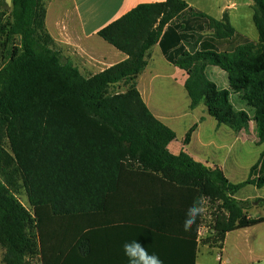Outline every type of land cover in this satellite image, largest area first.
Segmentation results:
<instances>
[{
    "label": "trees",
    "instance_id": "trees-1",
    "mask_svg": "<svg viewBox=\"0 0 264 264\" xmlns=\"http://www.w3.org/2000/svg\"><path fill=\"white\" fill-rule=\"evenodd\" d=\"M252 1L257 42L237 33L226 14L216 20L183 0L140 4L97 34L127 59L85 78L52 49L43 0H12L7 19L0 14L2 264H128L124 243L142 244L146 234L151 251L164 249L162 229L130 224L121 238L112 236L118 227L96 221L133 182L185 189L193 202L203 196L218 203L208 238L214 244L230 231L264 222V216L247 219L246 204L234 198L247 185L264 186V149L246 181L231 184L219 169L185 152L171 154L167 145L174 132L151 114L136 89L147 52L158 45L165 60L186 73L191 109L202 104L217 124L235 133L253 124L257 145L264 147V0ZM208 67L226 74V88L208 79ZM118 85L124 91L111 92ZM234 98L249 111L236 109ZM195 128L185 134L184 145ZM21 189L31 212L15 197ZM130 204L136 208L135 201ZM146 206L158 214L173 211L161 201ZM202 223L203 215L194 224L190 264Z\"/></svg>",
    "mask_w": 264,
    "mask_h": 264
},
{
    "label": "crops",
    "instance_id": "crops-1",
    "mask_svg": "<svg viewBox=\"0 0 264 264\" xmlns=\"http://www.w3.org/2000/svg\"><path fill=\"white\" fill-rule=\"evenodd\" d=\"M164 1L43 0L44 24L64 62L71 63L81 76L89 78L127 59L125 54L103 41L97 35L98 32L140 4ZM183 1L216 20H221L226 14L237 33L253 42L258 41V33L252 22V0ZM207 71L215 73L217 77L221 76L214 67H208ZM186 78V73L169 64L158 45H154L147 52L146 66L136 80V89L151 114L175 134V139L167 145V150L173 155L185 152L206 168L219 169L231 184L246 181L250 168L258 162L264 149L263 147L258 158L248 165L246 149L248 140L245 133L251 128V124L247 131L235 133L228 127L217 124L202 104L191 109L184 88ZM122 87L121 85L120 88ZM222 87H227V80L223 81ZM166 91H176L183 99V107L179 106L173 95L165 98L156 97L157 94ZM196 111H199V116L187 120ZM194 125L196 128L190 141L184 145L185 134ZM245 187L256 188L252 185ZM245 187L239 190L234 198L246 204L248 198L242 193ZM189 194L185 189H173L166 185L129 183L122 187L120 195L112 197L110 210L97 217L96 221L99 223L103 220L106 222L105 225L112 224L113 227H118L114 229L117 233L112 236L121 238H127L125 232H128L126 230L130 224L138 225L144 230H153L155 233H158L156 228L162 229L159 233L165 243L164 249L151 251L153 240L147 234L141 237L142 245L147 250L150 249L149 253L160 254L163 250L164 254L161 257L163 264H190L194 225L191 231L186 232L183 229L186 210L193 203ZM133 201L136 202V208L130 207ZM155 201L164 202L168 209L173 211L155 213L152 208L146 206V203ZM244 211L247 219L258 218L247 215L248 207ZM131 212L136 213L134 215ZM196 229L195 264H202L201 248L217 250V258L221 264H261L264 261V222L226 233L223 241L218 243L219 246L208 240L214 233L212 228L209 227L207 231L203 225L198 224Z\"/></svg>",
    "mask_w": 264,
    "mask_h": 264
},
{
    "label": "rangeland",
    "instance_id": "rangeland-1",
    "mask_svg": "<svg viewBox=\"0 0 264 264\" xmlns=\"http://www.w3.org/2000/svg\"><path fill=\"white\" fill-rule=\"evenodd\" d=\"M11 7H8L7 5H5L4 0H0V14H5V16L3 17V20L7 19V13L10 11ZM0 42H2V38H0ZM12 43L10 42V45ZM52 49H54L55 51H57L55 49V45L53 43V45L51 46ZM1 50V48H0ZM58 52V51H57ZM61 61L64 62L63 57L61 56ZM2 58H0V64L2 63ZM216 71H218L219 73H221L218 77L217 75L214 73H211V71H207L206 75L207 77L214 82L218 87H222L223 81L226 82V74L222 71H220L218 68H215ZM121 85L115 86L111 92H122L124 90V87L120 88ZM175 96L176 100L179 104L180 107H183V99L182 97L176 92V91H166V92H162L160 94H157L156 97L157 98H165V97H169V96ZM235 97V96H233ZM236 98V97H235ZM233 99V104L235 105V108L238 109L241 106H243L242 108H244L245 110L249 111V108L244 106V104L242 103V105L240 104L239 101H236V99ZM199 116V111H196L195 113L192 114V116H189V118H187V120H192L194 117ZM248 143L246 145V149L248 151V156H247V162L248 165L251 164L252 162H254L260 152L263 149V145L258 146L257 145V138H256V134L254 132V128H253V124H251V128L245 133ZM1 146L8 151V143L5 139L2 140L1 142ZM243 194H246L245 196L248 198L247 202H246V206L248 207V211H247V215L248 216H252V217H263L264 216V204H260L257 201V198H262L264 199V188L262 189H256V188H252V187H245L242 190ZM16 199L19 201V203L27 210L31 212V208L29 206L28 203V199L26 196V193L24 192L23 189L19 190V192L15 195ZM256 197V198H255ZM217 203H209L208 201H206V212L203 214V227L206 228L207 231H209V227L212 224V221L215 217V214L218 213L217 210ZM215 246H219V244L217 243ZM217 250L215 249H210V248H201V263L202 264H221V262L218 260L217 258ZM2 255H3V250L0 248V264H2ZM247 257H251L250 255H247ZM261 264H264V261H262Z\"/></svg>",
    "mask_w": 264,
    "mask_h": 264
},
{
    "label": "clouds",
    "instance_id": "clouds-1",
    "mask_svg": "<svg viewBox=\"0 0 264 264\" xmlns=\"http://www.w3.org/2000/svg\"><path fill=\"white\" fill-rule=\"evenodd\" d=\"M206 199L201 196L197 198L186 210L183 222L184 231H191L197 219L206 212ZM123 253L128 259V264H163V261L155 253H149L136 239L125 242Z\"/></svg>",
    "mask_w": 264,
    "mask_h": 264
},
{
    "label": "water",
    "instance_id": "water-1",
    "mask_svg": "<svg viewBox=\"0 0 264 264\" xmlns=\"http://www.w3.org/2000/svg\"><path fill=\"white\" fill-rule=\"evenodd\" d=\"M5 5H7L8 7L12 6V0H4Z\"/></svg>",
    "mask_w": 264,
    "mask_h": 264
}]
</instances>
